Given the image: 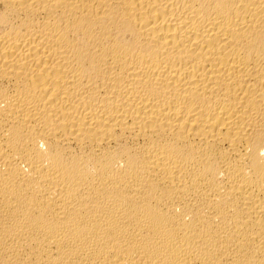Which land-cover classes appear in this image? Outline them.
<instances>
[{
	"label": "bare ground",
	"instance_id": "bare-ground-1",
	"mask_svg": "<svg viewBox=\"0 0 264 264\" xmlns=\"http://www.w3.org/2000/svg\"><path fill=\"white\" fill-rule=\"evenodd\" d=\"M0 264H264V0H0Z\"/></svg>",
	"mask_w": 264,
	"mask_h": 264
}]
</instances>
